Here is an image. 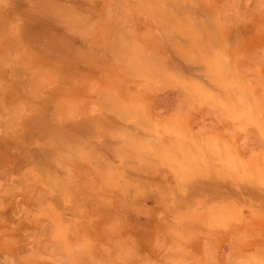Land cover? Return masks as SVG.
I'll return each instance as SVG.
<instances>
[{
	"label": "crops",
	"instance_id": "1",
	"mask_svg": "<svg viewBox=\"0 0 264 264\" xmlns=\"http://www.w3.org/2000/svg\"><path fill=\"white\" fill-rule=\"evenodd\" d=\"M9 1L0 264H146L151 238L161 264H230L233 241L264 224V0H94L93 54L69 49L44 76L25 57L23 0ZM45 95L64 117L48 174L10 136L15 113Z\"/></svg>",
	"mask_w": 264,
	"mask_h": 264
},
{
	"label": "rangeland",
	"instance_id": "2",
	"mask_svg": "<svg viewBox=\"0 0 264 264\" xmlns=\"http://www.w3.org/2000/svg\"><path fill=\"white\" fill-rule=\"evenodd\" d=\"M9 2H12L13 8H16L15 0ZM21 2L22 5H19V10L23 12V38L25 41L23 44L27 46L24 48L25 57L31 59L32 68L42 71L39 72L41 76L46 74L45 71H48L46 68L54 59L60 63L59 65H63L66 60L64 55L69 49H71L72 55L79 48L82 49V53L87 57L89 52L93 54V32L98 19L96 12L99 6L97 4L98 1L72 0L71 5H67L68 10L71 8L72 11V39L68 38L67 33L66 47L63 46L65 42L63 40V1L23 0ZM94 4H96L95 8ZM80 25L84 29H81ZM59 32H61L60 35ZM77 42L80 43L77 44ZM79 44H81V47ZM100 66L101 64L95 61H92L90 65L86 64L87 71H91L92 75L96 74L95 72ZM92 75L90 77L93 78L94 76ZM33 101L30 99L28 103H24V107L30 108V110L15 113V119L19 126L12 129L13 131L10 133V136L21 144V153H30L29 158L37 159V164L42 171L48 174V171L52 167L53 159L51 160L49 157L51 156V152H54L53 147L57 151L62 149V144L57 143L50 146V143H52L51 141H58L63 138L64 117L62 112L55 111L54 108L49 109L47 95L38 97ZM60 162H62V159ZM61 196L63 198V192H61ZM152 201L154 199L151 198ZM153 235L152 231L151 237ZM150 242L152 244V254L149 258L145 257V263L161 264L159 254H154L153 252L155 239L151 238ZM146 243L149 244L148 238H146ZM232 244H236L238 250L235 256L229 257L232 258L230 264H264V224L261 221L248 229L247 239L233 241ZM70 247L76 248L79 246L75 244ZM122 258L124 257H121V264H124L122 263ZM143 262L144 257L141 254L136 257L135 261L131 259L129 264H140ZM162 263L177 264V257H169ZM183 264H191V257H183Z\"/></svg>",
	"mask_w": 264,
	"mask_h": 264
}]
</instances>
